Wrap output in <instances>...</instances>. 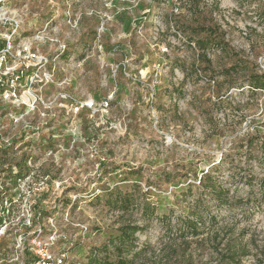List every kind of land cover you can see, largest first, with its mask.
<instances>
[{"label":"rangeland","instance_id":"1","mask_svg":"<svg viewBox=\"0 0 264 264\" xmlns=\"http://www.w3.org/2000/svg\"><path fill=\"white\" fill-rule=\"evenodd\" d=\"M4 3L17 12L21 37L47 26L54 41H32L33 48L49 58L64 53L36 86L48 110L43 121L35 112L41 135L28 147L45 181L38 197L15 202L2 220L0 255L6 260L31 224L46 237L65 236L51 251L83 264L128 224L138 228L132 264H264V91L250 90L243 74L221 76L235 60L264 73V0ZM197 26L215 30L226 46L208 48V69L194 43L204 37ZM207 171L226 202L200 188ZM0 176L6 184L8 171ZM110 193L132 202L111 205ZM195 203L204 212L193 234L183 225ZM29 206L41 214L34 225L22 215Z\"/></svg>","mask_w":264,"mask_h":264},{"label":"built area","instance_id":"2","mask_svg":"<svg viewBox=\"0 0 264 264\" xmlns=\"http://www.w3.org/2000/svg\"><path fill=\"white\" fill-rule=\"evenodd\" d=\"M16 13L15 10L5 6L4 0H0V103L3 104L0 112V172L11 170L17 173L20 168H23L26 174L17 178L15 182L8 179L6 184L0 176V218L2 220L11 215V208L15 202L30 203L33 196L38 197L41 191L39 186L44 184L45 177L40 178L35 173L39 167L35 162L37 156L33 155L28 147L29 142L38 139L41 135L42 127L38 128L37 125L32 124V118L37 114L35 112L39 113L43 121L46 119V110H48V102L37 93L36 86L47 82L49 74L46 66L51 62L55 63L64 53V48L61 47L57 54L49 58L33 48L34 41L43 43L49 40L48 34L45 33L48 28L45 26L30 37L23 38L20 31L22 23L17 20ZM17 40L20 42L18 45ZM78 110V106L73 108L75 112ZM17 129H20L22 133L15 137L11 133ZM21 142L26 143V146H16ZM3 153L9 154L11 160L17 161L10 162L9 159L7 163H3ZM30 185L34 187L30 196L20 193L22 187ZM22 215L32 220L41 218V214L33 212L31 206L25 208ZM24 227L28 233L32 231V234L19 235L13 252L7 255L6 260L2 254L0 255V264H65L67 251L59 253L51 251L56 239L61 241L65 239V236L50 234L46 237L40 228L32 229L31 224ZM5 229L6 224L2 221L0 236L5 233ZM86 256L85 261H87ZM26 257L28 260L25 262Z\"/></svg>","mask_w":264,"mask_h":264},{"label":"trees","instance_id":"3","mask_svg":"<svg viewBox=\"0 0 264 264\" xmlns=\"http://www.w3.org/2000/svg\"><path fill=\"white\" fill-rule=\"evenodd\" d=\"M206 29L202 26H197V28L195 29V35L198 37L200 34H203L204 37L197 38L194 43L197 49L199 50L198 57L203 60L208 69V67L210 68L211 64V61L207 57L208 48H222L225 51L226 46L224 45L223 39L217 36V32L215 30L211 32L208 31V28ZM231 53V55H234L233 52ZM234 57L236 56L234 55ZM247 65L248 64L246 63L241 64L239 60H235L233 66L230 67V69H224L221 71V76H224L225 79L231 81V78L233 76L243 74L245 77L244 81L246 82V85L250 90L264 91V73L257 74L256 72H252L251 70H248ZM230 84V86L234 88L240 86L239 83L235 82H231ZM261 148L264 150V139L261 143ZM6 171H8V176H6V178L11 179L13 182H15L17 178H21L23 175L26 174V170H24L23 168H20L15 174L12 173L11 170ZM197 182L203 191H207L208 193L213 194L216 197V200L221 202L227 201L224 191L217 185V182L212 177L210 171L202 173V175H200V177L198 178ZM110 194L115 195L116 193ZM131 202V198H128L127 195L125 197H116L115 195L109 201V204L119 205V207L126 209V207L129 206ZM68 203L70 202L66 199L63 206L68 205ZM189 211L190 218L185 221V225H183V227L184 229L188 228L193 234H195L197 227L200 225V221L203 217L204 207L201 203H195L189 208ZM34 220L35 219L32 220L33 224L35 223ZM1 222L2 219L0 218V224ZM137 229V227L128 224L121 226L118 230V234L111 236L103 245V256H99L98 250H90L88 252V255L86 256L87 261H85L83 264H132L134 259L133 255L131 257H128V255L132 250L134 242L133 234L137 231ZM236 253L237 252H231L229 255V259H234V257L237 256Z\"/></svg>","mask_w":264,"mask_h":264}]
</instances>
